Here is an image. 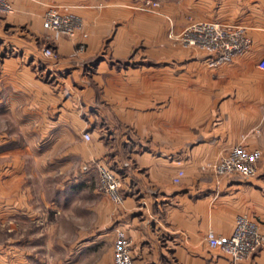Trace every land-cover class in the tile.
Wrapping results in <instances>:
<instances>
[{
    "label": "crops",
    "instance_id": "crops-1",
    "mask_svg": "<svg viewBox=\"0 0 264 264\" xmlns=\"http://www.w3.org/2000/svg\"><path fill=\"white\" fill-rule=\"evenodd\" d=\"M135 2L11 0L13 11L0 12V101L30 102L27 106L31 114L44 112V127L85 131L91 125L97 126L90 115L82 118L77 109H72L73 98L84 93L88 97L95 87L112 83L130 85L128 94L134 96L136 89L140 90L137 85L152 81L151 74L136 67V74L127 78L105 76L109 67L103 59L95 61L94 74H87L93 56L103 50L105 41L108 40L107 47L113 46L115 52L123 54L141 35V28H136L141 13ZM51 3L80 14L84 26L73 36L61 39L43 23V14ZM251 4L254 5L248 9L244 24L251 37L247 50L230 62L211 66L206 77L185 79L181 74L169 79L167 72L160 76V91L167 96L170 89L173 101L161 109L160 127H215L219 133L216 139L188 148L179 142L172 150L166 142L156 149L135 147L125 159L118 151L113 153L111 165L123 176L120 202L97 191L89 172L77 173L71 168L76 161L81 167L84 161H94L96 166L97 159L106 158L107 145L93 139L84 146L83 141L72 139L65 146L63 165L69 171L63 177L69 181L74 178V182L81 180L78 186L64 191L69 197L64 208L80 226V252L71 251L69 262L86 253L95 258V264H112V247L105 245L112 242L114 230L122 228L132 238L131 252L136 263L146 260L145 264H156L159 257L175 260L174 264H264V243L241 261L233 262L205 238L208 228L219 235L230 234L240 213L258 221L264 232V157L259 172L248 178L217 176L203 170L206 161L228 151L232 142L242 141L243 132L250 127H264V69L258 66L264 55V0H253ZM240 24L243 25V15ZM47 44L58 53L56 57L43 52ZM73 84H80V91ZM139 94L144 98L148 93ZM114 114L119 120L129 121L135 112L129 108L125 114ZM111 125L116 127L113 122ZM51 142L50 147L56 146L55 140ZM245 144L253 147L256 143L250 138ZM68 153L76 156L71 158ZM56 160L55 155L47 160L48 172L55 171ZM23 162L21 155H10L0 175L7 174L9 181L13 176L19 179L23 176ZM179 168L184 173L176 182L173 176ZM3 190L9 193L13 188ZM14 261L11 258L4 264H18Z\"/></svg>",
    "mask_w": 264,
    "mask_h": 264
},
{
    "label": "rangeland",
    "instance_id": "rangeland-1",
    "mask_svg": "<svg viewBox=\"0 0 264 264\" xmlns=\"http://www.w3.org/2000/svg\"><path fill=\"white\" fill-rule=\"evenodd\" d=\"M9 1L11 3V0ZM251 1L253 0H137L134 6L141 16L137 20L136 28H141L139 31L141 35L137 36L136 42L123 54L115 52L113 46L107 47L108 40L105 41L103 50L93 56L94 61L87 67V74H94L95 61L103 59L109 67L105 70V76L127 78L129 75L136 74L133 72L135 70L133 67H136L138 71L141 68L142 71L151 74L152 81L137 85L140 90L136 89L134 96L128 94L130 85L112 83L104 84L103 88H93L94 92L88 97L84 93L81 97L73 98L72 109H77L79 112H76L82 118L87 114L90 115V120L93 119V124L97 125H91L88 128L91 133L89 139L83 138L84 130L44 127V119H46L44 112L40 111L38 116L31 114L29 111L31 109L27 106L30 102L0 101V164H2L0 169L5 162L10 161V155H21L24 158L23 165L20 166L24 169L23 176H18L19 179L13 176L9 181L7 174L0 175V264L8 262L11 258L18 264L20 261L26 264H95V258L89 257L86 253H81L85 256L84 258H80L82 256L79 255L78 259L71 262L67 257L71 251L75 254L74 252L80 249L77 243L79 222L64 208V203L69 199L64 191L78 186L81 182L80 179L74 182V178L69 181L63 177L64 172L69 171L68 167L65 168L63 165L64 150L72 139L76 142L83 141L84 146H88L93 139L103 141L107 145L105 150L107 156L103 160L97 159L95 163L102 162L108 168L114 169L111 165L113 164L111 157L117 151L125 159L130 157L135 147L138 150L148 147L156 149L166 142L167 148L172 150L176 148V143L180 142L184 148H188L219 136L215 127H160L161 109L167 104L169 107L173 102L170 89L167 96L160 91V76L166 72L169 79L181 74L185 79L208 76L213 67L206 62L207 51L199 45L185 42L183 31L191 23L199 21H216L237 26L240 25L241 15H243V27L248 34L244 24L248 21L245 17L248 9L254 5ZM48 7L49 5L46 10ZM46 10L43 14V23ZM12 11L0 10L5 13ZM60 11L72 12L84 23L80 14L69 10L60 9ZM47 46L53 50L51 56L56 57L58 53L55 49L49 44L43 47ZM73 85L76 91H80V84ZM144 91L148 94L144 98L140 97L143 94L139 92ZM129 108L135 112L132 120H119L113 116L116 111L125 114ZM111 121L116 124V127H112ZM37 125L40 126L37 127ZM93 127H96V130ZM241 138L242 141L232 142L230 148L236 144H242L248 148L258 149L260 158L257 174L264 157V127H250L243 132ZM250 138H253L256 143L253 147L245 144ZM52 140L56 141L54 147H50ZM222 154L218 153L214 159L206 161L203 170L211 172L207 165ZM53 155L57 158L55 171L51 172L50 169L48 172L47 160ZM67 155L70 156V153ZM74 156L76 155L73 154L70 157ZM76 162L71 166L72 171L89 172L90 181L95 182L97 191L101 192L97 186L100 173L94 161L92 164H90L91 161H84L82 167ZM230 176L241 177L236 174H230ZM3 189L12 191L3 193ZM54 204L57 206L53 207ZM120 232L130 239L132 245L131 236L122 228H116L112 242L105 245L112 247V264H116L114 241ZM133 261L134 264L146 262L145 260L136 263L134 259ZM175 262V260H160L158 257L156 264H174Z\"/></svg>",
    "mask_w": 264,
    "mask_h": 264
},
{
    "label": "built area",
    "instance_id": "built-area-1",
    "mask_svg": "<svg viewBox=\"0 0 264 264\" xmlns=\"http://www.w3.org/2000/svg\"><path fill=\"white\" fill-rule=\"evenodd\" d=\"M0 10L12 11L9 0H0ZM44 23L57 36L65 39L73 36L84 26L81 18L67 11H60L56 4L49 5L44 16ZM183 40L188 44H196L207 51L206 62L209 66H218L230 62L234 57L249 48L251 37L243 25H225L216 21H199L191 23L182 33ZM82 49V47H79ZM43 52L52 55L51 47H43ZM258 66L264 69V55L258 61ZM84 139H89L90 131L82 133ZM260 151L248 148L242 144L232 146L228 152L212 161L209 170L217 176L236 174L241 177H251L256 174ZM100 177L97 186L115 201L120 202L123 195L120 191L122 175L115 169L108 168L102 162H96ZM206 166V167H207ZM184 171L177 170L173 180L178 182ZM208 244L218 247L233 262H237L256 251L264 243V232L255 219L246 214H237L234 227L230 234L219 235L212 228L205 235ZM114 259L116 264H134L131 252V241L123 233H118L114 241Z\"/></svg>",
    "mask_w": 264,
    "mask_h": 264
}]
</instances>
